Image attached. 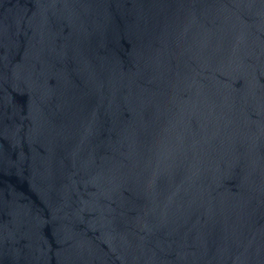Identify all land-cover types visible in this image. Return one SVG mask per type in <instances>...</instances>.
Wrapping results in <instances>:
<instances>
[{
    "label": "water",
    "instance_id": "1",
    "mask_svg": "<svg viewBox=\"0 0 264 264\" xmlns=\"http://www.w3.org/2000/svg\"><path fill=\"white\" fill-rule=\"evenodd\" d=\"M0 264H264V0H0Z\"/></svg>",
    "mask_w": 264,
    "mask_h": 264
}]
</instances>
